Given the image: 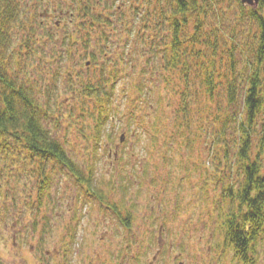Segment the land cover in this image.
I'll use <instances>...</instances> for the list:
<instances>
[{"label":"rangeland","instance_id":"rangeland-1","mask_svg":"<svg viewBox=\"0 0 264 264\" xmlns=\"http://www.w3.org/2000/svg\"><path fill=\"white\" fill-rule=\"evenodd\" d=\"M23 1L29 11L20 22L7 23L0 58L9 76L41 103L45 126L93 174L107 202L90 195L62 164L31 156L9 139L8 148L0 149V264H264V233L245 261L223 244L219 231L229 206L221 200L223 185L242 176L237 162L229 168L236 160L237 129L230 127L226 140L214 144L217 124L211 118L226 115L212 101L192 110L187 133H196V144L186 146L176 121L179 92L168 89L160 58H153L150 41H142L152 22L157 32L167 4L101 0V23L93 28L82 15L72 20L71 4L60 11L58 0ZM208 3L200 56L188 63L214 57L217 67L228 70L231 44L225 38L245 44L251 41L249 28L237 2ZM33 16L44 42L28 39ZM82 22L85 29L77 26ZM163 25V35H171L169 22ZM72 34L90 42L81 36L64 43ZM245 59L238 55L239 67ZM216 95L225 92L217 89ZM114 204L120 214L133 216L130 224Z\"/></svg>","mask_w":264,"mask_h":264},{"label":"trees","instance_id":"trees-1","mask_svg":"<svg viewBox=\"0 0 264 264\" xmlns=\"http://www.w3.org/2000/svg\"><path fill=\"white\" fill-rule=\"evenodd\" d=\"M99 1L101 0L95 2L93 0H58L56 9L63 11V6L71 4L74 7L70 12L72 20L82 15L84 18H89L90 26L95 28L102 19L101 13L97 12ZM162 1L167 6L165 7L162 3L166 10L162 9L158 15L162 18L157 22L159 28L153 33L156 24L152 22L151 33L148 34L146 31L142 41H150L149 47L153 52V58H160L161 67L166 71L163 75L168 89L173 93L179 92L181 99L176 121L178 127L185 132L186 146L193 148L196 144V133L194 137L187 133L192 127V110L201 109L212 101L217 102V109H222L223 115H226L222 118L218 113L214 114V119L211 118L217 124L214 144L221 145L226 140L230 127L237 129L239 133V138L236 140V160L229 168L233 170L237 162L241 166L239 170L242 171V176L240 174L238 183L230 180L223 185L221 200L229 206L221 217L226 219L223 223L226 228L223 231L225 246H233L237 257L249 261L247 255L250 243L258 240L261 233H264V1H260L257 7H252L244 6L240 0H232L239 4L240 14L249 28L251 41H247L245 43L247 47H245V44H238L236 39L229 41L228 37L225 38L226 44H231L228 48L231 52L229 53L231 64L228 70L217 67L214 57L208 59V64L200 61L194 64L188 63L194 58L193 55L200 56L197 42L200 43L202 40L203 15L207 14L208 0ZM24 2L23 0H0V46L6 34L7 23L11 24L13 20L20 22L19 18L28 13V5ZM35 18V16L32 18L34 21L31 24L28 39L40 38L38 28L42 26L40 22L35 21ZM166 20L169 22L171 32V35L167 37L162 33L163 23ZM122 21L127 27L128 23L123 19ZM77 26L85 29L86 22L77 23ZM144 26H147V21ZM187 29L191 32H187ZM86 35H88L87 32ZM73 36L72 34L70 39L65 37L63 42L68 44L69 41H77L82 35L80 38ZM82 39L84 42H90L83 36ZM40 40L45 41L42 35ZM211 47H217V42H213ZM66 50H70V47L68 46ZM240 54L246 55L245 64L242 67L238 66ZM200 66H204L202 71L197 69ZM88 87L90 92L95 90L93 86ZM112 89L114 90V85ZM217 89L225 92L222 98L217 97ZM106 93L105 95L109 97L112 94L110 91ZM192 105H194L193 108ZM237 105L241 106L240 111L233 109ZM42 110L41 103L32 93L9 76L5 63L1 59L0 149L8 148L9 139H13L26 148L31 156H38L44 162L56 161L65 166L76 176L80 184L87 186L90 195L101 203L107 202L105 194L97 187L93 174L85 173L83 168L71 158L60 140L55 138L45 126ZM176 135L180 134L176 133ZM225 150V158L229 161L230 152L228 148ZM113 208L122 217L123 223L126 225L131 223L133 216L129 213L125 216L120 214L117 204H114ZM220 208L226 209L222 204Z\"/></svg>","mask_w":264,"mask_h":264},{"label":"flooded vegetation","instance_id":"flooded-vegetation-1","mask_svg":"<svg viewBox=\"0 0 264 264\" xmlns=\"http://www.w3.org/2000/svg\"><path fill=\"white\" fill-rule=\"evenodd\" d=\"M226 221V219H223V220H220V223H219V231L221 232V235L223 236V231L226 229L225 228V225L223 224L224 222ZM161 230L160 231H162V229H163V227L161 226V228H160ZM216 229H217V226H216ZM224 244V243H223ZM250 249H252L254 246H255V241H253L252 243H250ZM180 262H182L183 263V261H179L178 262V264L180 263Z\"/></svg>","mask_w":264,"mask_h":264},{"label":"water","instance_id":"water-1","mask_svg":"<svg viewBox=\"0 0 264 264\" xmlns=\"http://www.w3.org/2000/svg\"><path fill=\"white\" fill-rule=\"evenodd\" d=\"M243 2H248V3H255V6L259 5L260 1H264V0H242ZM179 264H183L182 262H180Z\"/></svg>","mask_w":264,"mask_h":264}]
</instances>
